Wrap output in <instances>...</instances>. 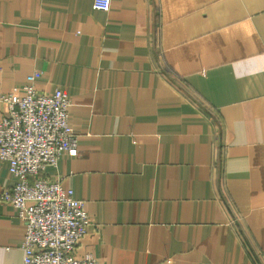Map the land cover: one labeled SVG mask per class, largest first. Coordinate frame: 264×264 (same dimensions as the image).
<instances>
[{"label": "crops", "instance_id": "1", "mask_svg": "<svg viewBox=\"0 0 264 264\" xmlns=\"http://www.w3.org/2000/svg\"><path fill=\"white\" fill-rule=\"evenodd\" d=\"M34 70L70 98L78 153L40 176L84 202L79 256L264 264V0H0V116ZM24 232L0 198V264Z\"/></svg>", "mask_w": 264, "mask_h": 264}, {"label": "built area", "instance_id": "2", "mask_svg": "<svg viewBox=\"0 0 264 264\" xmlns=\"http://www.w3.org/2000/svg\"><path fill=\"white\" fill-rule=\"evenodd\" d=\"M110 2L93 0V7L106 11ZM41 75L34 70L21 92L1 97L7 113L0 116V158L7 160L15 183L2 189L0 198L24 220L21 264H97L93 254L77 252L88 225L83 200L63 188L58 178L40 176L56 166L63 152L78 153L77 136L68 123L70 98L59 87L38 92L35 83Z\"/></svg>", "mask_w": 264, "mask_h": 264}]
</instances>
